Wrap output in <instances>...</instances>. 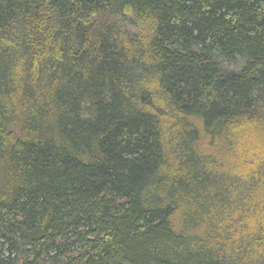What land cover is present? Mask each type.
Here are the masks:
<instances>
[{
	"label": "trees",
	"instance_id": "trees-1",
	"mask_svg": "<svg viewBox=\"0 0 264 264\" xmlns=\"http://www.w3.org/2000/svg\"><path fill=\"white\" fill-rule=\"evenodd\" d=\"M0 264H264V0H0Z\"/></svg>",
	"mask_w": 264,
	"mask_h": 264
},
{
	"label": "rangeland",
	"instance_id": "rangeland-1",
	"mask_svg": "<svg viewBox=\"0 0 264 264\" xmlns=\"http://www.w3.org/2000/svg\"><path fill=\"white\" fill-rule=\"evenodd\" d=\"M223 64H224V66H225L227 69H235V70H238V69H240L241 66H242V61L239 60V61H237V62H231V63L226 62V63H223Z\"/></svg>",
	"mask_w": 264,
	"mask_h": 264
}]
</instances>
